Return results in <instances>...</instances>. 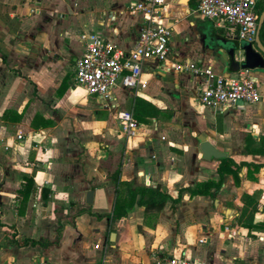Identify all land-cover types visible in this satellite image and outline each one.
Here are the masks:
<instances>
[{
    "label": "crops",
    "instance_id": "1",
    "mask_svg": "<svg viewBox=\"0 0 264 264\" xmlns=\"http://www.w3.org/2000/svg\"><path fill=\"white\" fill-rule=\"evenodd\" d=\"M136 1L0 0V264H164L183 252L200 264H264V167L255 180L246 166L239 183L227 175L214 196L190 191L219 178L220 159L206 160L198 150L203 140L237 163L264 164V155L245 150L248 133L258 140L264 135V69L249 70L263 94L255 110L257 104L205 106L201 79L170 69L198 60L218 74L236 73L222 43L236 40L197 11L200 0H167L171 53L166 62L145 64V89L117 88L110 101L83 87L77 92L74 68L86 36L99 34L123 49L137 43L143 20L128 10ZM136 96L162 112L127 137L117 113L131 109ZM242 114L258 134L233 122ZM237 133L244 137L236 140ZM117 171L121 181L162 184L180 200L155 215L135 205L113 220L107 215L117 196ZM24 174L34 176L38 191L22 206ZM42 188L49 190L46 200ZM243 193L256 194L255 221L262 227L239 224ZM60 222L58 243L18 245L25 238L53 241Z\"/></svg>",
    "mask_w": 264,
    "mask_h": 264
},
{
    "label": "built area",
    "instance_id": "2",
    "mask_svg": "<svg viewBox=\"0 0 264 264\" xmlns=\"http://www.w3.org/2000/svg\"><path fill=\"white\" fill-rule=\"evenodd\" d=\"M264 0H200L197 11L223 28L233 40L255 44L258 32V5ZM167 0H138L128 10L142 17L138 40L132 49H123L111 40L93 33L86 36L84 54L75 63V83L89 95L113 99L114 91L123 87L140 91L148 85L142 79L150 60L166 62L171 53L172 27L166 22ZM191 72L201 79L200 102L208 107L254 105L262 98L259 80L240 70L235 74H218L211 64L194 60L170 67ZM118 122L127 137H135L140 123L132 109H121ZM20 133L18 139H23ZM203 242V240H200ZM99 246V245H97ZM164 264H200L186 252L167 258Z\"/></svg>",
    "mask_w": 264,
    "mask_h": 264
},
{
    "label": "trees",
    "instance_id": "3",
    "mask_svg": "<svg viewBox=\"0 0 264 264\" xmlns=\"http://www.w3.org/2000/svg\"><path fill=\"white\" fill-rule=\"evenodd\" d=\"M263 10L264 2L259 3L258 5V20ZM260 37L264 44V25L261 29ZM130 107L133 110L135 117L140 123H144L151 118L158 117L162 112V109L158 108L155 104L139 96H136L133 99ZM245 150L249 154L264 155V135H262L258 140L257 138H254L251 133H248L245 137ZM244 166L248 167V177L255 180L256 178L254 176V173L259 172L260 169L264 167V164L249 162L237 163L231 157L222 158L220 159V164L218 167L219 178L217 180L209 179L207 181H203L197 184L193 189H190L192 195L214 196V194L220 190L225 181L226 176L229 174L234 175V177L237 179L236 182L239 183V172ZM119 174L120 173L117 171L113 175V179L116 184L117 196L112 213L107 215L113 220L121 219L127 216L128 211L132 209L135 205L143 206L145 208L146 214L153 213L155 215L160 213L164 209L168 201L177 203L180 200L179 198L174 199L169 194V192L163 188L162 184H158L156 186H146L137 184L135 182H124L120 180ZM123 185L128 187V191L126 194L120 191V187ZM36 191H38V186L36 184L34 176L30 174H24V182L20 189V199L22 202V206L23 203L26 204L29 201V199L35 194ZM41 192L43 194L44 199L46 200L49 195V190L42 188ZM242 201L244 202V206L238 217L239 224L249 228L250 230L253 228L262 227L263 223H258L255 221V216L259 211V201L256 197V194L243 193ZM21 211L22 210L20 209V212ZM84 212L87 211L83 209L79 211L78 214ZM97 216L101 218L106 215L97 214ZM63 227L64 223L60 222V226L57 230V236L53 241L25 238L17 243L20 246L42 245L44 247H48L60 241L62 237Z\"/></svg>",
    "mask_w": 264,
    "mask_h": 264
},
{
    "label": "water",
    "instance_id": "4",
    "mask_svg": "<svg viewBox=\"0 0 264 264\" xmlns=\"http://www.w3.org/2000/svg\"><path fill=\"white\" fill-rule=\"evenodd\" d=\"M264 25V10L261 13L258 20V32L255 44L250 42H239V41H228L223 39L222 43L226 47V52L228 54L230 69L233 72H238L240 70H256L264 69V44L260 37L261 29ZM241 51L244 54V59L239 61L236 59V53ZM203 158L206 160L222 159L228 156L226 151L219 149L213 143L208 140H203L199 143L198 149ZM95 190H89L86 194V202L88 204L94 201ZM115 233H112L114 237Z\"/></svg>",
    "mask_w": 264,
    "mask_h": 264
},
{
    "label": "rangeland",
    "instance_id": "5",
    "mask_svg": "<svg viewBox=\"0 0 264 264\" xmlns=\"http://www.w3.org/2000/svg\"><path fill=\"white\" fill-rule=\"evenodd\" d=\"M264 2V1H263ZM260 3H262V2H260ZM236 59H238L239 61H241V60H243L244 59V54L242 53V52H240V51H238L237 53H236ZM251 76H253V77H255L253 74H250ZM80 91H83V89L81 88V87H79L78 86V88H77V92H80ZM258 104L257 105H255L254 107H253V110H255V109H257L258 108ZM243 115V114H242ZM240 116L239 117V119H236V120H234L233 122H237L238 120H239V123L240 124H238L239 125V127L240 128H243V129H247V131H252V132H255V133H259V131H257L256 129H255V127H254V129L253 128H251V129H249V127H248V121L249 120H247V117H245L244 115L243 116ZM230 122H232V120L230 121ZM256 122H259L258 120L257 121H255V123ZM223 124H224V122H223ZM244 131V130H243ZM242 133H244V132H242ZM246 133V132H245ZM236 136H235V138H236V140H240V139H242L243 137H244V134H240V133H237V134H235Z\"/></svg>",
    "mask_w": 264,
    "mask_h": 264
}]
</instances>
